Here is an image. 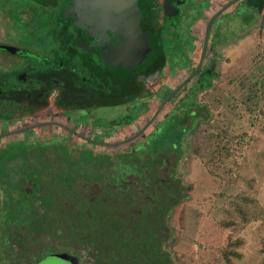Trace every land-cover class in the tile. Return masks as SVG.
I'll use <instances>...</instances> for the list:
<instances>
[{"label":"flooded vegetation","instance_id":"flooded-vegetation-1","mask_svg":"<svg viewBox=\"0 0 264 264\" xmlns=\"http://www.w3.org/2000/svg\"><path fill=\"white\" fill-rule=\"evenodd\" d=\"M231 1L0 0V179H9L13 172L19 179L69 181L88 177L93 168L97 177L119 180L118 187L107 188L114 194L107 200L127 221L115 223L112 235L124 238L132 234L139 242L149 241L153 224H147L141 210L151 211L159 205L166 213L170 211L184 135L202 120L195 118L201 108L195 96L212 86L214 75L209 78L208 74H216L219 23L227 21L237 8L239 13L246 11L247 0H236L211 20L198 70L158 108L195 71L208 21ZM135 11L142 53L132 61L129 57L134 52L127 48L129 38L123 28L132 23L129 18L135 17ZM204 17L199 38L194 35V25ZM181 71L185 72L182 79L169 88L167 78ZM203 79L209 87H203ZM182 101L187 105V114L179 118L184 134L179 141L177 137L165 139L157 148L158 127ZM161 111L162 119L154 124ZM118 133L121 137L110 139ZM26 134L31 138L24 137ZM19 165L38 168L33 174L23 169L18 175ZM78 185L61 192L74 190V195L87 197ZM41 223L56 224L55 220ZM60 224V239L66 232L74 233V226L64 230L66 222ZM91 229L90 240L105 250L111 248L103 245L105 233ZM11 238L8 231L4 239ZM72 240L69 237L67 252L56 254L74 257L72 262L79 264L81 249L72 248ZM149 250L139 245L138 254L150 257ZM88 253V264L108 261L103 255ZM2 256L0 253V260ZM46 259L38 258L32 264H43Z\"/></svg>","mask_w":264,"mask_h":264},{"label":"rangeland","instance_id":"rangeland-1","mask_svg":"<svg viewBox=\"0 0 264 264\" xmlns=\"http://www.w3.org/2000/svg\"><path fill=\"white\" fill-rule=\"evenodd\" d=\"M233 15L219 23L222 30L219 33L220 43L215 47L217 64L212 86L198 91L195 96L197 105L206 111V120L196 121L184 135L181 160L178 166L174 164L178 169L175 170L178 182L181 183L177 188L181 192L180 199L177 191L175 197L178 203L167 213L165 207L159 205L151 211L142 209L140 213L145 215L147 224H153L150 227L153 234L162 232L161 238L156 239L155 254L165 252L168 255L164 264H264V3L259 13L256 10L243 13L242 17H249L247 22ZM206 17L197 20L194 25V35L199 38ZM184 73L177 72L167 78L169 88H173ZM148 113L141 115L138 123ZM163 115L161 111L154 124ZM24 137L31 138V135ZM119 137L120 133L111 135L110 139ZM19 168L16 170L18 175L23 169L33 174L38 167L29 170L19 165ZM94 171L92 168L91 174L84 179L76 177L75 180L52 182L51 194L57 195L50 205L54 211L47 216H54L56 224L48 230L47 224L42 223L45 227L42 234H51L53 242L56 236L59 245L41 247V251L45 257L67 252L65 247H70V237L73 239L71 247L81 249L78 250L81 255L79 264L89 263L86 252L92 257L117 255L121 264H148L149 260L139 254H115L113 249L105 250L90 240L91 228L98 224L95 223L97 215L108 212V207H100V202L114 197L107 184L115 188L119 182L97 177ZM9 176L5 185V193L11 195L6 207L10 215L7 222L19 223L12 221V216L24 205L26 195L19 191L27 188L29 180L14 178L13 172ZM79 183L83 193L87 194L91 188L97 191L92 193L94 202L91 207L85 206L84 197L74 195V190L61 192L68 186L76 188ZM13 184L19 185L16 190ZM83 212L88 216L84 217ZM73 213H78L77 217ZM163 218L166 223L162 222ZM58 221L66 222L64 230L68 225L74 226V233L66 232L60 239L63 226ZM17 231L23 238L22 242L34 240V243L28 244L30 253L26 257L33 256L39 250V236L31 238V234H24L22 229ZM84 245L86 249L82 250ZM50 257L44 260L45 263L62 264Z\"/></svg>","mask_w":264,"mask_h":264},{"label":"trees","instance_id":"trees-1","mask_svg":"<svg viewBox=\"0 0 264 264\" xmlns=\"http://www.w3.org/2000/svg\"><path fill=\"white\" fill-rule=\"evenodd\" d=\"M263 3H264V0H247L244 3L245 4L244 8L246 9V11L239 13L238 12L239 9L237 8L236 13H234L233 16L239 18L240 20L247 22L249 17L248 16L242 17L243 13L248 12L249 10H256L257 13H259L262 9ZM214 37H216V35H214ZM213 75L215 77V74L211 72L210 74H208V77L210 78ZM203 83H204L203 84L204 88L209 87L210 85L208 81L206 82L204 81ZM186 108H187V105L183 103L182 101V103L175 106V111H173L170 116H167L166 120L163 121L162 124L158 127L156 137L154 140V145L157 148H159V146L163 144V141L165 139H169L170 137H173V138L177 137V141L180 140L184 132L182 131L179 118L182 115L187 114V111H185ZM204 112H205V115H204ZM196 117H199L202 120H206V111L203 108H197V113H196L195 118ZM176 146H177L176 150L179 152L180 147L177 142H176ZM2 170L3 169L0 168V171ZM6 180L7 179H0V190L2 191L1 200L3 202V206L0 207V220L2 221L10 220V217H9L10 215L8 214L6 207L9 204L11 195L8 192L5 193L6 192V188H5ZM28 180L29 181L27 182L29 183V185L27 186V188L24 191H21V190L19 191L23 195L24 194L26 195L24 205L21 206L20 211L18 210L12 216V221H17L19 223H0V253L4 254V256H2V259L0 260V264H27V259L29 260V264H32L33 262L37 261L38 258L40 260V259H43V257H45L44 252L41 251V247L51 246L53 248L55 245H58L59 243L58 238H56V236L53 237L55 239V242H53L51 241L53 240L51 237V234L50 235H45V233L44 235L42 234V229L45 227H43L41 223L44 219L53 220V221L55 220L54 216L49 217L47 215L50 211L52 212L54 211V209L50 205H51L52 199H54L53 197L57 194H51V191H52L51 188L53 186L52 182L54 183L57 181L56 180H39L36 178L28 179ZM61 181L62 180H59L58 182H61ZM18 186L16 184H13V188L15 190L17 189ZM107 186L108 188H112L111 187L112 185L110 184H107ZM180 186H181V183L178 182V179H175L174 188H179ZM104 188H105V185H104ZM177 191H178L177 196L179 197L178 200L180 199L181 192L179 189L176 190L175 192H172V205H171L170 211L178 203V200L175 197ZM95 192L97 191L94 188H91V191L87 192L88 194L87 197H84V195L80 193L84 197L83 203L85 206L93 205L92 203L94 202V200H91V199H92V193H95ZM3 193H5V195ZM107 199L108 198H106L104 202L102 201L100 202L101 204L100 203L99 204H100V207L101 205H104L105 207L107 206L108 212L105 211L104 213H99L97 215L98 217L95 219L96 220L95 223H98V224L94 225L95 227L93 226L95 229L97 228V231H100L103 235L106 234L105 235L106 241L104 242L105 244L103 245L111 246V248H107L106 250L113 249L114 250L113 252H115V254L122 252L123 254H126V255L128 254V256H134L138 254L139 245H142L146 250L147 248L150 249L149 250V252L151 253L150 257L144 254L145 258L149 260L148 264L166 263V259L169 257L165 252L160 253V254H155L156 239L161 238L162 232L161 233L155 232V234L150 233L149 236L151 237V239L149 241L146 238V240L144 241L140 240V242L136 240L135 238H133L132 234L127 235L124 238L123 237L119 238L118 237L119 235H116V236L112 235V232H113L112 227L115 225V223L117 222L120 223L119 221H127V220H126V217H119V214L121 215L123 212H120L117 209V207H113L114 205L113 202L108 201ZM37 205L39 206V208L37 207ZM97 208L98 207H96L95 210H97ZM73 214L74 215L76 214V217H77L78 213H73ZM82 215L84 217L88 216L86 212H83ZM124 216H128V213L124 212ZM162 222H164V218ZM50 228L51 226H47L48 230ZM17 229H22L24 234H28V235L31 234L32 236L29 235L31 238H33L34 236L36 237L39 236V250H36L33 256H29L28 258L26 257V255L30 253L28 250L30 249L28 244L34 243V240L31 239L29 241L22 242L23 238L21 237V235H19V232L17 231ZM8 231L10 232V234L11 232L13 234L11 235L12 237L11 240L4 239L6 236H8ZM139 231L140 230H138V232ZM112 238L115 239L116 242L108 241ZM117 250L118 252H116ZM110 254H112V252H110ZM163 254H164V257H162ZM4 257L7 258V261H4ZM20 258H22L21 261L25 260V262L22 261L19 263ZM107 259L108 261L105 264H121V260L117 257V255L115 256L110 255L107 257ZM123 264H129V262L127 263L125 262ZM142 264H147V263H142Z\"/></svg>","mask_w":264,"mask_h":264},{"label":"water","instance_id":"water-1","mask_svg":"<svg viewBox=\"0 0 264 264\" xmlns=\"http://www.w3.org/2000/svg\"><path fill=\"white\" fill-rule=\"evenodd\" d=\"M236 0H232L231 2H229L227 5H225L224 7L221 8L220 11H218L215 15L212 16V18L208 21L207 25H206V28H205V32H204V39H203V47H202V50H201V53H200V59H199V63L197 65V68L195 69V71L189 76L187 77L179 86H177L176 89H174L172 92H170L167 97L163 100V102L161 103V105L159 106L158 110L161 109V107L165 104V102L175 93L176 90L179 89V87L184 83L186 82L191 76H193L196 71L198 70V67L200 65V61L202 59V56H203V51H204V48H205V43H206V37H207V28L211 22V20L217 15L219 14L220 12H222L223 10H225L227 7H229L231 4H233ZM137 14H136V11H135V17H132V18H129V20L132 22L130 24H125L124 25V28L126 30V34L128 36V41L126 43L127 45V48L131 51V52H134V56L133 57H129L130 60H137V58L139 57V53L141 54L142 53V48H141V45H142V37H141V33L138 29V26H137ZM134 19V20H133ZM128 59V57H126ZM126 59V60H127ZM51 256H53L55 259L59 260L62 264H74V262H72V259L74 257H71V256H68L66 254H51ZM48 258H51L50 255ZM46 261H43L42 263L44 264ZM52 264V263H51Z\"/></svg>","mask_w":264,"mask_h":264}]
</instances>
